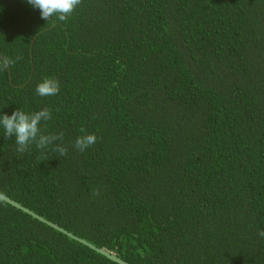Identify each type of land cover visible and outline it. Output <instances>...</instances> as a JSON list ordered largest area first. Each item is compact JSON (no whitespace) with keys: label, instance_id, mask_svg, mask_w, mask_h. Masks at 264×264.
Masks as SVG:
<instances>
[{"label":"trees","instance_id":"obj_1","mask_svg":"<svg viewBox=\"0 0 264 264\" xmlns=\"http://www.w3.org/2000/svg\"><path fill=\"white\" fill-rule=\"evenodd\" d=\"M0 56V114L63 134L0 126V192L130 264H264V0H0ZM0 264L118 263L0 199Z\"/></svg>","mask_w":264,"mask_h":264},{"label":"clouds","instance_id":"obj_2","mask_svg":"<svg viewBox=\"0 0 264 264\" xmlns=\"http://www.w3.org/2000/svg\"><path fill=\"white\" fill-rule=\"evenodd\" d=\"M27 3L39 9L40 16L45 21L52 17H57L59 21H66L76 6L81 3V0H27ZM13 63L15 60L7 56H0V70L8 69ZM35 90L39 96H53L60 91V86L57 79L45 77L36 84ZM50 117L51 111L47 107L33 113L16 109L11 115L0 114V126L3 127L5 137L15 138L18 152L28 151L31 143H35L39 149L43 150L56 140L63 139L62 133L49 135L41 132L40 122L47 121ZM80 131L83 134L75 139L74 147L79 151H84L96 142V136L86 133L83 128ZM53 150L62 156L67 154V148L62 144L56 145ZM93 195H99V190L94 189ZM258 236L264 238V229L258 231Z\"/></svg>","mask_w":264,"mask_h":264},{"label":"water","instance_id":"obj_3","mask_svg":"<svg viewBox=\"0 0 264 264\" xmlns=\"http://www.w3.org/2000/svg\"><path fill=\"white\" fill-rule=\"evenodd\" d=\"M0 199L5 201L6 203L10 204L11 206L22 210L23 212L31 215L32 217L36 218L37 220L45 223L46 225L58 230L59 232H62L63 234L67 235L68 237L77 240L78 242L88 246L89 248L95 250L96 252H99L100 254L104 255L105 257H107L108 259L118 263V264H130L129 262H127L126 260L118 257L117 255L101 248V247H97L94 244L86 241L85 239L73 234L72 232L64 229L63 227L57 225L56 223L42 217L41 215H39L38 213L34 212L33 210L29 209L28 207L24 206L23 204L19 203L18 201L10 198L9 196L3 194L2 192H0Z\"/></svg>","mask_w":264,"mask_h":264}]
</instances>
